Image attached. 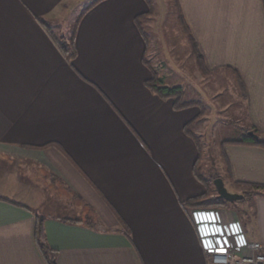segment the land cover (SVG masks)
<instances>
[{"label": "crops", "instance_id": "obj_1", "mask_svg": "<svg viewBox=\"0 0 264 264\" xmlns=\"http://www.w3.org/2000/svg\"><path fill=\"white\" fill-rule=\"evenodd\" d=\"M75 1L0 0V264H47L38 214L57 264H209L199 207L212 232L239 218L264 250V192L243 209L186 204L208 190L186 130L200 104L176 106L146 82L175 63L183 77L172 85L202 100L184 82L203 92L221 72L243 99V129L264 135V0H179L207 75L158 34L155 0H89L68 57L54 35L70 38ZM222 154L230 190L264 184V146L229 140Z\"/></svg>", "mask_w": 264, "mask_h": 264}, {"label": "rangeland", "instance_id": "obj_2", "mask_svg": "<svg viewBox=\"0 0 264 264\" xmlns=\"http://www.w3.org/2000/svg\"><path fill=\"white\" fill-rule=\"evenodd\" d=\"M88 1L77 0L72 5L74 7V15L66 21L70 28L73 27L74 19L83 11ZM155 1L158 2L159 7L157 8H159L162 14L156 25V28L158 27V34L161 36L166 35L167 39L169 38L171 40V44L169 43V45L173 48L174 56H184V53L189 51V59L194 60L196 56L193 52H190L192 45L179 24L174 0ZM162 72L166 73L165 82L168 85L180 83V80H182L181 77H183L179 71V66L175 63L173 66L168 65L167 69H163ZM229 80L230 77L223 76L221 72L206 76L205 90L203 92L200 88L197 90L198 85L192 84L190 81L187 85L183 81L187 86V97L192 95L202 99L199 101L204 104L206 110L209 109V115L206 116V119L196 129L203 144L204 152V156L201 158V172L208 179H212V175L215 173H220L226 180L229 178L227 163L222 154V147L225 142L238 138L245 132L243 128L246 126L247 117L243 99L241 96H238L233 87V83ZM200 108L201 105L198 106L197 112H199ZM191 116L193 115L191 114ZM203 158H205L204 162H202ZM220 168L221 171L219 170ZM211 187L213 191V188H215L214 178L212 179ZM227 187L231 188L229 184ZM213 197L215 199H222L218 197V193L217 195H213ZM243 201L244 199H239L236 201V204L230 201L228 202L232 204L233 209L236 208V205L243 209ZM213 208L222 209L223 207Z\"/></svg>", "mask_w": 264, "mask_h": 264}, {"label": "trees", "instance_id": "obj_3", "mask_svg": "<svg viewBox=\"0 0 264 264\" xmlns=\"http://www.w3.org/2000/svg\"><path fill=\"white\" fill-rule=\"evenodd\" d=\"M150 3H152L151 0H150ZM174 4H175V7H176L177 12H178V17H179V21H180V24L182 26V29L187 34V36L189 37V39L192 43V47H193V51H194V54H195L196 59H197V63L199 65V67L207 75V74H209L210 70L208 69V67L205 63L203 54H202V52L198 46V43H197L195 37L193 36L191 29L188 26V24L184 18L183 11H182L179 0H174ZM152 11H153V8L151 7L148 11H146L145 13H142L140 16H138V19H139V17H142V18L146 17ZM78 21H79V19H77L75 21V25H74L72 34H71L69 39H65L64 37H59L57 35H54V39L59 44V46L62 48V51H64L67 54V56L70 58L74 57L76 54L75 32H76V27H77ZM147 50H148V48L146 49V52H147ZM234 71L236 72V78H237L238 85H239L240 91L242 93V96L246 97L243 81H242L240 75L238 74V72L236 70H234ZM146 82L152 89L156 90L162 96H164V97H169V96L175 97L176 106H185V105L194 104V103H198L201 105V110H200L199 114L196 115L194 117V119L189 121V123L187 124L186 130L191 135H193L198 142L199 153H198V157L196 158V161L194 163V172L200 179H203L206 181V183L208 185V190L201 195H198V196H195V197L188 199L186 204L195 205V206L201 205L202 207L231 208L232 204L229 203L227 200L215 199V197H213V195H212V187H211L212 186V179L219 176L220 173H215L212 175V179H208L201 172V158L203 156V144H202L199 136L194 132L193 126L205 114L206 107L204 106V104L201 101L196 100V99L187 100L184 96V91H183L181 85H168L165 83L163 77L158 75V74H155L153 77L149 78ZM248 130H249L248 128L244 129L245 132L242 133L240 137L233 139V142H248V143H255V144H259V145L264 146V135H262V136H260V138L256 139V138H254L248 134ZM254 130L256 132H259V130L257 128H254ZM243 184H245V183H243ZM243 192H244L246 197L247 196L248 197L253 196L257 193L264 192V184L249 185L248 188L243 190ZM233 203L236 204V201ZM236 208H237V205H236ZM36 240H37V243H38L40 250L42 251V253L44 254V256L46 258L47 264H57L56 257H55L56 250L48 244L47 236H46V232H45V228H44V220H43V217L39 214H38V220H37V225H36Z\"/></svg>", "mask_w": 264, "mask_h": 264}, {"label": "built area", "instance_id": "obj_4", "mask_svg": "<svg viewBox=\"0 0 264 264\" xmlns=\"http://www.w3.org/2000/svg\"><path fill=\"white\" fill-rule=\"evenodd\" d=\"M193 217L207 237L204 250L210 256L209 264H264L262 243L248 238L239 218L212 232V220L206 208L194 209Z\"/></svg>", "mask_w": 264, "mask_h": 264}, {"label": "water", "instance_id": "obj_5", "mask_svg": "<svg viewBox=\"0 0 264 264\" xmlns=\"http://www.w3.org/2000/svg\"><path fill=\"white\" fill-rule=\"evenodd\" d=\"M248 134L251 135L252 137L256 138V139L260 138V135L254 129H249ZM214 184H215V187L218 191V197L219 198L225 199V200L230 201V202H235L239 199H242L245 196V194L242 192L230 190L227 187V185L224 181V178L222 176L215 177L214 178Z\"/></svg>", "mask_w": 264, "mask_h": 264}]
</instances>
